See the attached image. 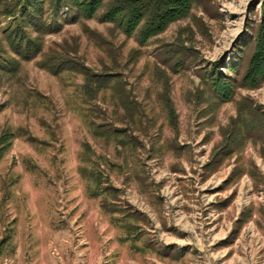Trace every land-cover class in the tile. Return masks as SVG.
<instances>
[{
  "label": "rangeland",
  "instance_id": "obj_1",
  "mask_svg": "<svg viewBox=\"0 0 264 264\" xmlns=\"http://www.w3.org/2000/svg\"><path fill=\"white\" fill-rule=\"evenodd\" d=\"M111 1L0 76V264H264V76L229 69L264 0H193L145 43Z\"/></svg>",
  "mask_w": 264,
  "mask_h": 264
},
{
  "label": "trees",
  "instance_id": "obj_2",
  "mask_svg": "<svg viewBox=\"0 0 264 264\" xmlns=\"http://www.w3.org/2000/svg\"><path fill=\"white\" fill-rule=\"evenodd\" d=\"M104 2L105 0H0V76L13 73L20 61L33 60L42 55L43 36L60 31L66 22L92 19ZM192 2L193 0H112L100 20L116 23L127 35L138 30L139 42L145 43L152 35L163 31L170 22L184 17ZM71 16L74 19H70ZM255 31V49L248 61L243 62L244 53L241 51L237 56L239 61H234L229 66L230 70L244 78L245 83L252 84L264 76V18ZM245 46L244 43L239 48L242 50ZM52 59L51 63L44 58L41 62L49 69L68 67L64 66L63 60L56 62ZM242 65H245L244 70ZM212 78L220 95L225 97L230 93L234 85L232 79L227 76V80L223 82L215 74ZM88 79H91V86L100 85V80L91 76Z\"/></svg>",
  "mask_w": 264,
  "mask_h": 264
}]
</instances>
